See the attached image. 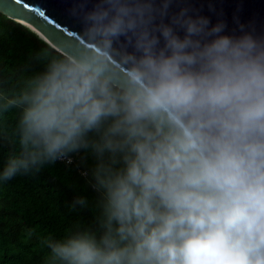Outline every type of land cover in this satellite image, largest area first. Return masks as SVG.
<instances>
[{"label": "clouds", "instance_id": "obj_1", "mask_svg": "<svg viewBox=\"0 0 264 264\" xmlns=\"http://www.w3.org/2000/svg\"><path fill=\"white\" fill-rule=\"evenodd\" d=\"M89 3L69 9L80 40L0 91V135L20 110L0 181L98 160L102 232L45 238V264H264V39L187 8L165 24L173 0Z\"/></svg>", "mask_w": 264, "mask_h": 264}, {"label": "trees", "instance_id": "obj_2", "mask_svg": "<svg viewBox=\"0 0 264 264\" xmlns=\"http://www.w3.org/2000/svg\"><path fill=\"white\" fill-rule=\"evenodd\" d=\"M45 51L49 57L40 59ZM59 54L31 28L0 12V91H18ZM19 116V109L7 114L8 136L0 135V170L19 152L11 135ZM89 138L97 137L90 133ZM68 156L73 159L69 163L57 160L0 181V264H45L50 251L45 238L62 239L86 229L102 232V194L93 175L97 157L91 148ZM78 199L84 205L75 203Z\"/></svg>", "mask_w": 264, "mask_h": 264}, {"label": "water", "instance_id": "obj_3", "mask_svg": "<svg viewBox=\"0 0 264 264\" xmlns=\"http://www.w3.org/2000/svg\"><path fill=\"white\" fill-rule=\"evenodd\" d=\"M76 2L77 0H0V12L17 22L30 24L36 29L31 28L34 32H39L37 34L41 38L62 53L80 40L79 34L83 31L80 21L69 14V9ZM94 2L95 0H91V3ZM91 3L88 4L89 9L92 7ZM182 8H187L188 15L193 18H207L209 28L223 23L225 27L222 35L240 37L250 34L255 39H264V0H173L163 22L171 25V16ZM176 31L182 38L183 30ZM128 51L132 49L129 48Z\"/></svg>", "mask_w": 264, "mask_h": 264}, {"label": "built area", "instance_id": "obj_4", "mask_svg": "<svg viewBox=\"0 0 264 264\" xmlns=\"http://www.w3.org/2000/svg\"><path fill=\"white\" fill-rule=\"evenodd\" d=\"M60 161H64V162H66V163H69V162H71L73 159H72V157L71 156H67V157H65V158H63V159H59Z\"/></svg>", "mask_w": 264, "mask_h": 264}, {"label": "bare ground", "instance_id": "obj_5", "mask_svg": "<svg viewBox=\"0 0 264 264\" xmlns=\"http://www.w3.org/2000/svg\"><path fill=\"white\" fill-rule=\"evenodd\" d=\"M22 23H24L23 21H21ZM24 25H26V26H28V27H30V28H32L33 30H36V29H34L30 24H28V23H24ZM38 34H39V32H37ZM41 35V34H40Z\"/></svg>", "mask_w": 264, "mask_h": 264}]
</instances>
